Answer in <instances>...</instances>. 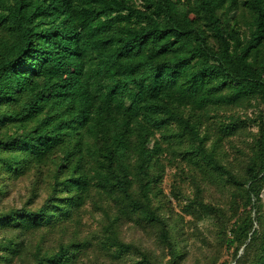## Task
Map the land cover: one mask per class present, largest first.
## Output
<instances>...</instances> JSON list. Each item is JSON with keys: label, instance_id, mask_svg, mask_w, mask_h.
<instances>
[{"label": "trees", "instance_id": "16d2710c", "mask_svg": "<svg viewBox=\"0 0 264 264\" xmlns=\"http://www.w3.org/2000/svg\"><path fill=\"white\" fill-rule=\"evenodd\" d=\"M0 264H264V0H0Z\"/></svg>", "mask_w": 264, "mask_h": 264}, {"label": "rangeland", "instance_id": "374dc122", "mask_svg": "<svg viewBox=\"0 0 264 264\" xmlns=\"http://www.w3.org/2000/svg\"><path fill=\"white\" fill-rule=\"evenodd\" d=\"M164 188H165V191L166 192H169L170 191V176H167L166 178H165V181H164ZM173 202H174V204H176L175 203V201L173 200ZM189 218V216H187V219ZM204 225V224H203ZM193 241L194 240H190V243L191 244H193ZM191 260H193L192 258H191ZM190 260V261H191Z\"/></svg>", "mask_w": 264, "mask_h": 264}]
</instances>
